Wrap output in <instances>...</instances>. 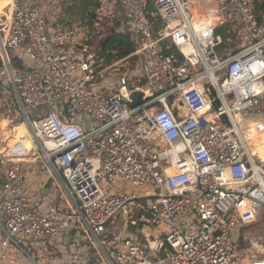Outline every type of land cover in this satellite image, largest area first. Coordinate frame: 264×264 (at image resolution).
<instances>
[{"label":"built area","instance_id":"built-area-1","mask_svg":"<svg viewBox=\"0 0 264 264\" xmlns=\"http://www.w3.org/2000/svg\"><path fill=\"white\" fill-rule=\"evenodd\" d=\"M99 1L95 25L117 9L137 44L131 70H97L40 1L0 15V117L39 153L0 156V264H32L28 246L58 264H241L233 232L264 209V14L253 0ZM230 19L246 44L221 59L214 31ZM32 170L49 191L27 188ZM161 224L172 232L153 238Z\"/></svg>","mask_w":264,"mask_h":264},{"label":"rangeland","instance_id":"rangeland-1","mask_svg":"<svg viewBox=\"0 0 264 264\" xmlns=\"http://www.w3.org/2000/svg\"><path fill=\"white\" fill-rule=\"evenodd\" d=\"M29 1H40L42 2L45 6V10L47 9L48 12L51 13V15L53 13L58 14L59 17V23H67L70 24L69 26H67L66 31H68L71 36L70 41H72V39H74L75 42L77 41H82L85 36H87L85 30L83 27L79 26V20L81 15L78 14L79 10H78V6H76V4L71 7L68 8L69 6L73 5V3L75 2L74 0H50L48 2V0H29ZM77 2V1H76ZM80 2V1H79ZM79 2H77L79 4ZM259 8L258 10L256 9L255 12H257L259 14V9L263 6L262 2L261 4H259ZM189 6V3H188ZM204 6V5H203ZM190 8V6H189ZM204 7H201V10L203 11ZM68 9V14L66 12V10ZM90 9H88V13ZM56 11V12H54ZM69 13H73L74 15L70 16ZM91 14V13H90ZM49 17L51 18L50 14ZM54 18V17H53ZM51 21V19H50ZM56 21V18H55ZM51 23V22H50ZM107 26H109L108 22L102 23L100 26H98L97 28H95L96 33L98 32V34L91 36V40L92 41V46H95L98 44V42L100 41V39H102L107 31ZM75 33V35L73 36V34ZM68 36V35H67ZM239 38V40H238ZM234 41V46H232L230 48V50H234L235 48H239L240 46H244L246 44V40L244 39V35H238L237 40H233ZM238 43V44H237ZM12 60L14 59L13 56L16 55L17 59L22 60L23 54H21L20 51H15V50H11L9 51ZM29 61L24 58L22 63H28ZM138 63V61L136 63H129V68H133L136 66V64ZM33 67L35 69L39 68V65L35 64L33 65ZM103 78H101V81H104L107 78V75L105 73L101 74ZM105 77V78H104ZM231 100V99H230ZM4 115V114H2ZM242 115L244 116L245 120L249 122V126L252 124V122H250L249 119L247 117V115L245 113H242ZM1 116V114H0ZM7 117V116H5ZM2 117H0L1 119ZM247 122V123H248ZM16 125L19 126L18 123H16ZM252 126L253 129H255V125L253 124ZM22 128V126H21ZM262 132V131H260ZM0 133H2V129L0 128ZM260 135L262 136V142L264 143V128H263V132L260 133ZM5 137V136H4ZM261 138V137H260ZM17 139V138H16ZM0 147H3V149H0V156L1 157H7L8 155H11L10 153H7V144H8V138L3 140H0ZM24 148L27 150H31L32 146H25ZM23 150L22 153H26V150ZM258 154L264 155V144L263 145H259L258 149ZM15 153V152H14ZM38 151L36 149H32L29 152V156H36L38 155ZM32 165V169L33 170H37L40 168H47L46 165L43 163L42 160H36L34 163L31 164ZM31 172L29 178H28V182L29 184L27 185V188H29L30 190H32V186L35 185V183H40V181H38L39 178L41 179H46L47 177H39L38 174L33 171ZM49 181L51 182V180L49 179ZM117 187L119 189H122L123 187H127L128 191H130L131 189H129L128 185L121 183V184H117ZM0 218L3 219V216L1 214V209H0ZM182 225V224H181ZM151 235L153 236V238H162L163 235L171 233L172 229L167 227L164 224L155 226L153 228L150 229ZM234 237H235V247L238 251L239 257H240V261L241 264H249L251 257L253 256H263L264 255V209L260 211V213L257 216L256 221L253 224L247 225L245 226V228H238L236 229L234 232ZM83 237V236H82ZM84 240L86 241V239L84 238ZM30 258L28 256H26L28 261H30L32 264L33 263H37V264H52V262H47L48 260L46 259L47 257H43L41 255H38V253L34 250H32L30 252ZM57 259H53L52 261H56L54 262V264H58L60 263L59 260H61V256L56 255ZM69 256V254H68ZM20 259H23V254H19Z\"/></svg>","mask_w":264,"mask_h":264},{"label":"trees","instance_id":"trees-1","mask_svg":"<svg viewBox=\"0 0 264 264\" xmlns=\"http://www.w3.org/2000/svg\"><path fill=\"white\" fill-rule=\"evenodd\" d=\"M75 2L73 5L69 6L68 8L73 7L75 4L78 6V14L81 15L79 20V26L83 27L87 36L82 41H79L81 43H87L91 46V49L96 53L97 55V64L96 68L97 70H101L103 68L109 67L112 64H115L119 61L117 67L113 68L115 70H118V72H125L127 70H131L133 68H129V63L132 62L136 63L140 61V58L138 56L133 55V53L136 50L137 44L132 40L131 35L127 31L120 30L119 22H120V13L116 9L113 11V13L105 14L102 18V21L100 24L95 25V11L97 7L100 4L99 0H74ZM79 2V4L77 2ZM254 1V7L255 10L259 8V4H263V6L259 9V15L260 17L264 14V0H253ZM89 10L88 13L87 11ZM56 12V11H54ZM68 14V9L66 10ZM51 15V13L49 12ZM70 16L74 15L73 13H69ZM52 16L54 19L56 18V21L54 22V25L56 26L57 23H59V17L58 14L53 13ZM108 22L109 26H107V31L102 39L98 42L97 45L92 46L91 36H94L98 34L96 33L95 28L100 26L102 23ZM61 27L67 28L70 24L67 23H59ZM159 26V25H158ZM215 35L221 36V43L218 44L215 47L216 54L221 58L224 59L228 55H232L237 53L243 46L239 48H235L234 50H230L232 46H234V39L237 40V37L239 34V25L236 21H232L231 19L225 23L222 26H219L214 31ZM239 40V38H238ZM238 44V43H237ZM168 52H177V49L175 47H171ZM137 63V64H138ZM136 64V65H137ZM107 76H109L107 74ZM103 78V77H101ZM101 78L99 77V81H101ZM105 78V77H104ZM18 129V128H17ZM20 133H22L24 130L22 128H19ZM18 134V133H17ZM18 137V135H17ZM19 138L16 139V142H18Z\"/></svg>","mask_w":264,"mask_h":264},{"label":"crops","instance_id":"crops-1","mask_svg":"<svg viewBox=\"0 0 264 264\" xmlns=\"http://www.w3.org/2000/svg\"><path fill=\"white\" fill-rule=\"evenodd\" d=\"M209 1L210 0H192L191 2H189V6H190V9L192 8H194L195 9V7L197 6V4H199V6H200V8L201 7H204L205 8V2H208L209 3ZM204 5V6H203ZM203 8V9H204ZM204 14V13H203ZM206 23L210 20V21H212L213 22V18L212 17H207L206 19ZM0 123H3L2 124V129H3V131H2V133H0V134H6V135H10V129L14 126V125H16V123L17 122H15V121H11V124H10V121L6 118V117H2L1 119H0ZM263 131V130H262ZM20 132V130H19V128L18 129H15V131H14V134L12 135V137H11V139H8V141H10V140H12V143H13V146L15 147V148H17L18 147V144H17V142H16V138H18L17 137V133H19ZM9 143V142H8ZM2 147H0V149H1ZM13 152H16V151H13ZM22 152V151H21ZM7 153H10V150H8L7 151ZM10 154H12V153H10ZM47 179V178H46ZM38 181H40V183L41 184H37V183H35V185L34 186H32V190L34 191V190H38L39 192H44V190H47V191H49V189H47V188H44V187H42V183L44 182V181H41L40 179H38ZM47 183V186L49 187V188H51V189H53V188H55V185L53 186V182H52V180H51V182L50 181H47L46 182ZM51 192H53V191H51ZM24 251H25V253H24V256H30L29 254H30V252L33 250H35L34 248H32V247H30V246H28V247H26V248H24L23 249ZM16 251V250H15ZM37 253H38V255H41V256H43V257H47L46 259L48 260L47 262H52V264H54V262H56V261H52L53 259H57V256L56 255H58V254H55V250L54 249H52V248H50V247H47V248H43V249H40V250H35ZM39 251V252H38ZM16 253L18 254V256H19V254H21V252L20 251H16ZM19 259H20V257H19ZM60 262V261H59ZM20 263H25V258H23L22 260L20 259ZM56 264V263H55Z\"/></svg>","mask_w":264,"mask_h":264},{"label":"bare ground","instance_id":"bare-ground-1","mask_svg":"<svg viewBox=\"0 0 264 264\" xmlns=\"http://www.w3.org/2000/svg\"><path fill=\"white\" fill-rule=\"evenodd\" d=\"M13 3H14L13 0H0V15H3V14L7 15L4 12L5 9L9 10L8 11V14H9L10 10L12 9ZM153 23H154V21H153ZM167 25L169 26V28L172 29V28H174L176 26V23L174 21H169L167 23ZM155 27H158V25H155ZM6 118L10 121V124H11V121L13 120V121L17 122L19 124V126L18 125H14L10 129V135L0 134V140L1 139L5 140L7 138L11 139L12 135L14 134L15 129L21 128V126H22V129L24 130L22 133L19 132L17 134L18 138H19V140L17 142L18 147L15 148L13 146L12 140H10L9 143L7 144V146H6L7 147V151L10 150V153L13 154L14 153L13 151H17V152L23 151L25 149L24 145L25 146H32V143H31V140H30V136H29V134H28V132L26 130V127L24 126V124H22L21 119L18 116H10V117H6ZM2 124L3 123H0V128L1 129H2ZM247 126H249V122L247 123ZM263 128H264V125H263ZM2 131H3V129H2ZM262 132H260V133H262ZM0 143H1V141H0ZM1 149H3V147ZM25 150H26V153H29L31 151V150H27V149H25ZM259 157L262 160H264V155H261V156L259 155Z\"/></svg>","mask_w":264,"mask_h":264},{"label":"water","instance_id":"water-1","mask_svg":"<svg viewBox=\"0 0 264 264\" xmlns=\"http://www.w3.org/2000/svg\"><path fill=\"white\" fill-rule=\"evenodd\" d=\"M139 93H136V94H134L133 96H132V99H138L139 98Z\"/></svg>","mask_w":264,"mask_h":264}]
</instances>
